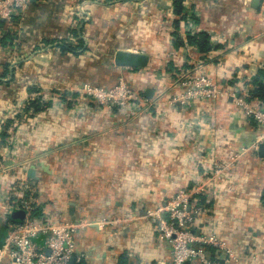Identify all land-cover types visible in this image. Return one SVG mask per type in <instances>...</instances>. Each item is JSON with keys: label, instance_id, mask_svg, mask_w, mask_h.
I'll return each instance as SVG.
<instances>
[{"label": "crops", "instance_id": "obj_1", "mask_svg": "<svg viewBox=\"0 0 264 264\" xmlns=\"http://www.w3.org/2000/svg\"><path fill=\"white\" fill-rule=\"evenodd\" d=\"M173 2L34 0L23 19L0 20V172L10 167L0 173V194L13 201L15 182L24 179L35 217L47 212L55 222L93 223L74 235L80 261L72 264H169L170 246L146 212L190 190L229 148L240 152L255 136L228 99L210 106L212 131L167 101L178 90L177 76L197 60L213 81L229 86L257 74L264 66V0H183L180 17ZM79 10L88 20L77 21ZM187 13L195 15L193 32ZM198 34L208 36L207 52L186 43ZM60 40L82 49L61 53ZM117 50L145 54L148 62L135 71L116 67ZM118 77L134 79L145 97L152 90L147 99L157 104L124 115L76 92L85 84L111 87ZM37 96L52 106L33 112L27 100ZM9 130L13 138L2 139ZM199 131L213 146L211 156L193 146ZM234 169L212 180L192 229L218 234L243 258L237 264H248L244 254L249 264H264V158L243 152ZM214 253L217 264H235Z\"/></svg>", "mask_w": 264, "mask_h": 264}, {"label": "built area", "instance_id": "obj_2", "mask_svg": "<svg viewBox=\"0 0 264 264\" xmlns=\"http://www.w3.org/2000/svg\"><path fill=\"white\" fill-rule=\"evenodd\" d=\"M30 4L31 0H0V20L11 23L14 17L23 19ZM75 16L78 22L88 20V13L82 10L76 11ZM194 16H191V13L185 16L187 30L192 32L195 25ZM177 77L173 84L178 90L171 95L167 104L190 112L192 120L197 121L195 125L200 126V129L204 126V130H213L215 119L210 106L219 99H228L231 105L253 124L256 132L248 148L241 149L227 161L204 172L202 179L195 182L190 190L181 189L155 209L148 210L145 218L153 221L159 239L168 242L169 264H217L210 258L211 253L199 245H207L223 254L227 262L237 264L243 258L218 234L207 230L194 232L192 229L195 220L202 214V209L195 204L193 197L199 194L205 195L210 189L212 180H223L243 152L257 151L258 145L264 144V108L247 101L248 87L245 83L249 81L232 86L215 82L205 73L201 60H197L188 72ZM76 92L98 107L116 108L124 115L134 114L140 109L154 107L157 104L151 103L149 99L135 91L123 77H119L111 87L84 85ZM213 121L212 126H206V122ZM190 124L193 126L192 122ZM196 134L193 146L197 154L205 152L206 155L211 156L213 151L211 143L208 145L203 132L199 131ZM24 182V179L16 180L19 194L13 201L6 195L0 194V209H2L0 223L4 224L15 209L25 212L22 223L7 225L6 235L0 245V264H69L74 258L79 262L80 258L75 257L74 235L78 230L93 223L85 220L55 222L47 212L39 217L33 216L35 202L25 198ZM262 240L264 241V237ZM245 255L244 259H247L248 264L249 261H253L252 257Z\"/></svg>", "mask_w": 264, "mask_h": 264}, {"label": "trees", "instance_id": "obj_3", "mask_svg": "<svg viewBox=\"0 0 264 264\" xmlns=\"http://www.w3.org/2000/svg\"><path fill=\"white\" fill-rule=\"evenodd\" d=\"M182 1L183 0H174L173 2L172 12H173V15H175L176 17H180L182 13V8H183ZM182 19H183V15H182ZM77 37H79V35ZM186 40H187L186 42L187 44L196 46L199 48V50L203 52H207L208 50L211 49L207 41L208 36H206L205 34H198L197 36H194V37L190 36V37H187ZM78 43H81V39L79 40ZM57 48L59 49L61 53H70L71 55H74V56H77L79 53L78 51L79 50L81 51L82 49L81 45L72 46L71 44H67L63 40L58 41ZM128 83L129 85L133 87L135 91H137L138 93L144 96L143 90L136 89V82L134 81V79H131L130 82ZM245 85H247L248 87L247 101L252 105H256V106H260L264 108V66L259 68V70L257 71V74L248 83H245ZM33 92L37 94V91L34 90ZM76 95L75 93L72 94V96H76ZM57 98L63 103H69L68 101H70L71 99L70 97H67L66 95H62V94H60V97H57ZM27 106L33 109V112L36 113V112H39L46 108L51 107L52 103H51V100L44 101L43 99H41L40 96L39 97L37 96V97H32V100H27ZM1 136H2L1 138L4 139L6 135L3 133ZM25 198L30 199L26 195H25ZM193 199L197 206H202L206 201L209 202L208 201L209 199L204 194L195 195ZM260 202L264 205V199H261ZM33 206H35V204H33ZM37 211H39V209H37V207L35 206L34 211L32 212V215L37 216V214H35ZM10 223H13V222L9 220V217L7 218L6 222H4V224L0 223V245L8 229L6 224L9 225ZM199 246L205 251H207L208 253H211L210 255L212 258L216 257L214 253L215 250L213 248L207 245H199Z\"/></svg>", "mask_w": 264, "mask_h": 264}, {"label": "water", "instance_id": "obj_4", "mask_svg": "<svg viewBox=\"0 0 264 264\" xmlns=\"http://www.w3.org/2000/svg\"><path fill=\"white\" fill-rule=\"evenodd\" d=\"M34 0H31L33 2ZM113 64L119 68H140L144 67L148 62V57L145 54L139 52H126L122 50H117L113 54ZM146 98H150L152 95V90H147ZM257 156L259 158H264V144H259L257 148ZM29 178H33L34 170L31 168L27 172ZM264 199V198H263ZM25 216L23 210L15 209L11 212L9 220L13 223H22ZM73 263V259L70 260L69 264Z\"/></svg>", "mask_w": 264, "mask_h": 264}, {"label": "rangeland", "instance_id": "obj_5", "mask_svg": "<svg viewBox=\"0 0 264 264\" xmlns=\"http://www.w3.org/2000/svg\"><path fill=\"white\" fill-rule=\"evenodd\" d=\"M138 4H133L132 6H137ZM119 78V77H118ZM118 80V79H117ZM128 82H130V80L131 79H126ZM85 85H88V86H94V85H92V84H85ZM84 86V85H83ZM97 86V85H96ZM82 87V86H81ZM99 87H103V86H99ZM105 88V87H104ZM86 100V99H85ZM87 101V100H86ZM82 102V101H81ZM13 116L11 117V123H10V125H12L13 126ZM25 127V126H24ZM23 128V127H22ZM23 131V134H24V132H25V130H22ZM13 138V131L12 130H9L8 131V134H6V138H7V140L9 139V138ZM232 147V146H231ZM229 150V153H226L225 155L227 156L226 157V159L224 160V161H227L228 160V158L229 157H231L232 155H234V154H236V153H239V152H235L232 148H229L228 149ZM9 155V154H8ZM224 155V154H223ZM4 156V155H3ZM238 162V161H237ZM237 162L234 164V167H231V170L230 171H232L234 168H235V165L237 164ZM6 169V171L7 170H9L10 169V167H8V168H5ZM3 170H4V168H2V172H0V173H3ZM235 170V169H234ZM1 171V170H0ZM5 170H4V172H6ZM6 226H7V224H6Z\"/></svg>", "mask_w": 264, "mask_h": 264}]
</instances>
